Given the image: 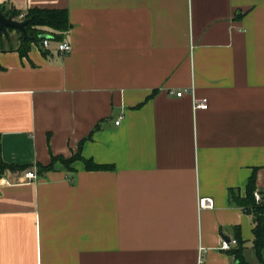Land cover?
Returning a JSON list of instances; mask_svg holds the SVG:
<instances>
[{
	"label": "crops",
	"instance_id": "1",
	"mask_svg": "<svg viewBox=\"0 0 264 264\" xmlns=\"http://www.w3.org/2000/svg\"><path fill=\"white\" fill-rule=\"evenodd\" d=\"M0 5L65 9L72 46L0 34V264H264L236 201L264 192V0Z\"/></svg>",
	"mask_w": 264,
	"mask_h": 264
},
{
	"label": "trees",
	"instance_id": "2",
	"mask_svg": "<svg viewBox=\"0 0 264 264\" xmlns=\"http://www.w3.org/2000/svg\"><path fill=\"white\" fill-rule=\"evenodd\" d=\"M0 9L6 15L19 16L20 11L18 10H10L5 9L3 5H0ZM22 18H29V22L26 24V29L28 31V36L25 37L22 30H19L21 42L19 46L20 53L22 55H27L31 42H40L42 44V40L44 37H41L42 34H49L50 39H54L56 41H61L64 34L70 30L71 23L69 21V14L65 9H52V8H39V7H31L24 14H22ZM14 29L12 27H6L0 31V34L6 29ZM15 29V30H16ZM42 48L44 52H47L48 47H44L42 44ZM82 157L81 153H77L74 156L67 158L64 160V163H69L74 158ZM63 159L59 156H53L52 161L48 165H42V170H49L54 164L53 162L56 159ZM83 158V157H82ZM87 167L96 168V167H104L105 165L99 163H93L90 159L84 158ZM5 168H16V165L4 161L2 158L1 151V136H0V172H3ZM255 178L254 175L251 176L249 183L247 185V195L242 197H237L236 201L239 203L245 212H249L255 218V226L253 232L255 233V237L253 239V246L256 248L258 255L261 257V253L264 249V198L262 201H256L255 198ZM263 196H264V192ZM236 255L237 264H249L244 259L243 256V248L240 247L233 251Z\"/></svg>",
	"mask_w": 264,
	"mask_h": 264
},
{
	"label": "built area",
	"instance_id": "3",
	"mask_svg": "<svg viewBox=\"0 0 264 264\" xmlns=\"http://www.w3.org/2000/svg\"><path fill=\"white\" fill-rule=\"evenodd\" d=\"M50 38L48 36L44 37L42 40V44L44 45V47H49L50 46ZM72 48L71 43H69L68 41L65 40H61L58 42V50L62 53L68 52L70 51ZM187 90H191V89H187ZM183 92H185V89L182 91H177V95L181 96L183 94ZM196 99V98H195ZM209 105V99H207V97H201L199 99L195 100V108H207ZM122 117L120 116L119 119L116 120V123L118 124L121 121ZM25 176L27 178H36L37 176V171L29 169L25 171ZM255 198L256 201H262V199L264 198L263 193H261L260 191L256 190L255 191ZM198 205L202 208V207H213L214 206V200L212 197L210 196H202L199 199ZM237 239H233V240H228L226 238H223L220 244V248L221 249H225L228 250L231 248V244L236 242ZM203 261V256L200 255L199 259H198V263L200 264Z\"/></svg>",
	"mask_w": 264,
	"mask_h": 264
},
{
	"label": "water",
	"instance_id": "4",
	"mask_svg": "<svg viewBox=\"0 0 264 264\" xmlns=\"http://www.w3.org/2000/svg\"><path fill=\"white\" fill-rule=\"evenodd\" d=\"M29 22V18L19 19L9 14L6 15L2 9H0V31L6 27H12L14 29H20L23 31L24 36H28V31L26 29V24ZM50 37L49 34H42L41 37ZM237 263V262H235Z\"/></svg>",
	"mask_w": 264,
	"mask_h": 264
},
{
	"label": "rangeland",
	"instance_id": "5",
	"mask_svg": "<svg viewBox=\"0 0 264 264\" xmlns=\"http://www.w3.org/2000/svg\"><path fill=\"white\" fill-rule=\"evenodd\" d=\"M253 259H254V261H253V263L252 264H257V262H258V259H257V256L255 255V252H254V255H253ZM252 259V260H253Z\"/></svg>",
	"mask_w": 264,
	"mask_h": 264
}]
</instances>
